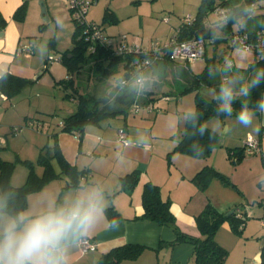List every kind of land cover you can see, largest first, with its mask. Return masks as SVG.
<instances>
[{"label": "crops", "instance_id": "1", "mask_svg": "<svg viewBox=\"0 0 264 264\" xmlns=\"http://www.w3.org/2000/svg\"><path fill=\"white\" fill-rule=\"evenodd\" d=\"M24 1L27 4L25 18L23 21H17L13 18V13ZM38 1L0 0V14L5 20L3 26L0 25V31L3 32L0 36V71L33 78L41 69V64L32 66L29 57L14 55V49L20 43V34H25L27 21L33 19L40 24ZM61 1L63 0H44L48 19L55 18V14L61 10L66 11L63 10L64 7H60L62 6ZM140 23L142 24L143 21ZM247 28L249 29L248 25ZM253 29L255 28L250 30ZM223 36L229 43L226 39L227 34ZM214 56L216 59L219 56L216 49ZM226 62L233 70H239L230 59ZM170 64L184 68L182 63L170 62ZM40 75H43V71L37 76L36 82L40 81ZM238 91L237 89V93ZM0 99L11 100L1 92ZM21 112L22 109L13 103L9 106L0 104V116L4 117L7 113H10L12 117L17 114L20 116ZM237 116H227L221 120V124L227 123V127L219 136V148L215 150L213 156L208 157L207 160L206 158L180 156L179 159L182 160L183 165L179 167L178 176L173 175L172 172L167 174L161 161L157 160V156L154 157V150L157 147L154 140L151 136L141 138L142 134L139 129L129 131L125 128L127 143H122L117 138V129L122 126L117 125L114 129L113 127L104 128L102 123L105 121L87 125L80 137L76 133L57 129V141L62 155L71 165L87 172L86 180L76 186L69 185L71 179L66 175L50 180L40 190L28 195L27 207L19 215L36 216L49 210L69 207L77 199L99 190L102 194V211L88 230L69 242L66 254L67 264H94L102 253L125 243H139L146 248L136 259L124 260L119 264H194L193 245L190 243L182 242L174 246L158 248L160 241H171L175 238V234L166 225L140 217L143 212L142 186L148 180L158 184L162 197L168 196L170 200V208L176 217L177 226L183 232L193 235L200 234L194 215L202 211L207 203H211L223 213L237 207L242 208L239 206L244 205L242 209L248 214L247 218L250 216L259 218L264 215V191H262V184H264V112L261 109L258 113L255 112V119L249 127L241 125L237 121ZM3 121L4 118L0 119L2 122L0 129H4L5 132L8 128L7 123L11 121L5 123ZM213 124L214 127L211 128L217 131L216 123L213 122ZM26 131V135L33 132L32 130ZM249 134L260 138V151L253 154L244 153L245 155L239 161H232L236 155L233 154L230 157L229 150L236 147L242 148ZM9 145L10 140L6 139L5 146ZM34 148L39 149V145H35ZM17 152V155L26 158L25 153L20 155L19 151ZM217 155L220 158L217 162H222L223 166L216 162ZM205 164L216 167L226 174L233 188L223 186L218 180H213L205 190H201L191 181V177ZM54 165L58 170L56 163ZM133 170L139 171L138 183L132 189L120 190V177ZM25 178L26 170L22 167L17 173H12L10 181L12 185L17 186L21 185ZM110 206L120 215V219L114 224L110 223L106 212V208ZM11 217L7 213H0V223ZM82 236L90 237L96 243V248L82 253L78 245V239ZM215 239L228 250L225 264H260L261 250L264 248V227L257 220L246 219L239 235L232 230L228 221H224L217 230Z\"/></svg>", "mask_w": 264, "mask_h": 264}, {"label": "rangeland", "instance_id": "2", "mask_svg": "<svg viewBox=\"0 0 264 264\" xmlns=\"http://www.w3.org/2000/svg\"><path fill=\"white\" fill-rule=\"evenodd\" d=\"M61 2L62 6L60 7H64L63 10L66 11L57 12L55 18L50 17L45 20L40 13V24L29 19L24 29L25 34H20V43L14 49V55L29 57L32 66L41 64V69L36 72L33 78H29L32 81L13 97L15 99H0L1 105L9 106L13 103L22 109L20 116L17 114L12 117L10 113L4 117L0 116V119L4 118L3 123L11 121L7 123L8 128L5 132L4 129H0V137L5 140L4 146L6 139L10 140L9 146L0 148V156L2 159L15 163L14 174L24 167L27 176L28 166L23 162L25 159L34 162L35 170L39 174L41 173L42 168L37 163L40 147L45 143L53 144L54 134L57 129L60 131L63 118L77 109V100L65 97V91L56 84L57 80L66 77V67L57 58L71 47V33L74 26L67 4ZM256 2L259 5L255 10L256 13L264 14V0H256ZM199 4L200 0H96L89 7L85 18L100 24L103 34L111 37L115 43L126 36L128 43L131 44L135 41L143 46L149 45L152 41L164 44L176 32L181 19L187 16L194 17ZM107 10L112 11L113 14L105 17ZM141 21H143L142 24ZM205 22L213 27L218 40L215 42L216 44L206 45L203 58L185 66L191 72H201L207 61L214 56L216 49L219 56L216 59L214 78L221 79L219 84H222V77L227 76L230 71L227 59L235 64L236 69H247L253 62L254 56L252 52L239 45L231 46L225 41L223 36L225 22L215 9L208 11ZM262 22H264V16L254 15L247 21V25L249 29H252L258 27ZM232 28L234 32L237 31V22L232 24ZM107 62V59L99 56L90 58L83 64L81 70L73 75L74 84L79 93L96 98L109 96L111 99L120 94L121 82L124 77L122 75L123 63L114 65L112 71L110 70L112 73L107 74L105 72ZM41 71H43V75H40V81L36 82ZM146 72L148 73H145V76L149 78V82L143 90L135 86L137 77L126 78L128 79L127 86L135 88L134 100L140 101L141 98L153 95V109L139 107L137 112H131L125 118L122 115H117L110 117L102 124H104V128L113 127V129L117 125H126L129 131L141 130V138H150L151 136L157 146L154 150V157L157 156V160L161 161L168 175L172 172L173 175L178 176L179 167L181 164L183 165L182 160L179 159L180 156L189 155L175 151L174 146L184 128L187 113L195 107V92L193 90L180 92L179 90L192 77L185 68H179L170 62H161L157 67L150 71L148 69ZM242 79L244 78L242 77ZM245 82H248V78L243 80V83ZM243 83H238V90ZM201 91L205 96L212 94L209 89L202 88ZM247 97L243 96L242 98ZM221 120L223 118L212 116L206 121L209 127H214L213 122H215L218 129V145L206 157V160L213 156L215 150L219 148V136L227 127V123L221 124ZM9 123L11 125H8ZM1 124L2 122H0ZM13 128L18 129L13 131ZM26 130L33 132L26 135ZM35 145H39V149L34 148ZM17 151L20 155L25 153L26 158L17 155ZM217 159H220L218 155L216 162ZM217 163L222 165V162ZM214 168L225 178L215 177L210 182L218 180L223 186L233 188L229 183L231 182L230 178L218 168ZM226 179L229 181L228 183ZM262 191H264V184H262ZM239 207L244 208V205ZM181 208L184 210L183 204H181ZM262 216L259 218L250 216L247 220H257L264 227L261 222Z\"/></svg>", "mask_w": 264, "mask_h": 264}, {"label": "trees", "instance_id": "3", "mask_svg": "<svg viewBox=\"0 0 264 264\" xmlns=\"http://www.w3.org/2000/svg\"><path fill=\"white\" fill-rule=\"evenodd\" d=\"M246 5H253L255 10L259 6L256 0H200L194 17L190 16V22L188 23L182 22L181 19L176 32L172 36L175 35L177 40H184L192 37L212 38L213 40L211 43L214 44L217 42L218 37L213 27L206 24L205 17L210 9L216 10L217 8H222L225 10V17H219L224 21L227 17L223 32L224 35L227 34L226 39L228 40V36L234 32L232 24L237 22L236 17L242 13V9ZM26 11L27 4L24 1L15 9L13 18L17 21H23ZM112 14V11L107 10L105 17L111 16ZM255 15L264 16V14L257 13ZM4 23L5 20L0 14V25L3 26ZM73 25L71 47L60 56L61 62L66 67V77L57 80L56 84L65 91V97L77 100V109L63 118L60 131L73 132L80 137L84 128L89 124H99L117 115H122L125 118L127 114L131 112L135 113L133 111V105L135 103L138 104L139 107L150 108L149 110L153 109V95L144 96L145 98H141L140 101L134 100L135 88L127 86L128 82H126V80L128 79L126 78L138 75L145 76V73H148L146 72L148 69L150 71L161 62H180L172 61L167 54L157 60H153V57L147 53L128 52L123 55H114L110 49L101 46L99 43L94 44L96 49L92 51L88 48V42L82 35L84 31L83 26L75 22H73ZM262 27H264V22L257 28ZM243 28L250 30L247 28V25L245 27H240L238 25L237 31ZM169 39L167 41H169ZM229 45H231L230 42ZM97 56L108 60L105 68L107 74L110 73L114 65L123 63L122 75H124V77L121 82V92L116 98L111 99L109 96H102L100 98L84 96V94L79 93L76 89L73 75L81 70V67L87 60ZM145 58L150 59L151 64L148 69L143 70L138 68L136 63L142 62ZM215 64L216 58L213 56L207 61L204 68L199 73L189 71V68L184 65L185 70L191 74L190 76L192 78L186 81L187 84L182 86L179 91L185 92L187 90H193L195 92V107L186 115L184 128L176 139L174 150L196 158H206L218 145V133L206 124L208 118L212 116L219 118L229 116L226 111L222 110L223 100L220 98L221 85L231 80L233 82L231 86L237 91L239 81L242 82L246 78H248V81H251L256 70L264 68V61L254 56L253 62L249 64L247 69L233 70L229 65L230 71L228 75L223 76V83L219 84L221 83V79L214 78L216 74ZM242 77L244 79H242ZM31 81L32 80L27 77L6 72V78L0 80V92L8 99L12 98ZM202 88L209 89L212 91V94L205 96L201 91ZM262 95H264V76L260 78L259 84L251 89V94L247 98H242L243 96L237 94L236 98L232 101L233 110L230 116H237L244 104H248L249 108L254 109V111L258 113L260 110L258 101L262 98ZM120 128L126 133L127 139V132L125 130L126 125L118 129ZM2 147L5 146H0V148ZM229 151L230 157L233 154L236 155L232 159L234 162L239 161L245 155L243 147L232 148ZM23 162L28 166V174L21 185L14 186L10 178L15 163L2 159L0 156V213H7L12 217L20 214L26 209L28 195L30 193L40 190L50 180L66 175L71 179L69 185L76 186L81 183L79 178L87 174L86 171L77 169L64 158L58 145L57 132L54 134V142L52 145L45 143L39 149L37 163L42 168L40 174L36 172L34 162L26 159L23 160ZM55 163L58 166V170L55 169ZM215 177L225 178L213 166L205 164L191 177V181L201 190H205L210 181ZM119 181L120 190L132 189L139 181V171L133 170L126 173L120 177ZM226 182L228 183L229 181L226 179ZM141 202L143 212L140 217L150 219L160 225H166L170 227L175 234V238L171 241H160L158 248L163 246H174L182 242L190 243L193 245L192 258L194 264H225L228 250L216 241V232L224 221H228L232 230L239 235L248 217V214L242 208H240L239 216L235 211L226 215L220 212L211 203H207L202 211L194 215V220L200 234L193 235L183 232L177 226L175 216L170 208V200L162 197L161 189L158 184L150 180L143 183ZM106 212L111 224H114L120 219L119 213L112 206L106 208ZM145 248L146 246L139 243L118 245L102 253L94 264H119L124 260H133L136 259ZM260 264H264V248L261 250Z\"/></svg>", "mask_w": 264, "mask_h": 264}, {"label": "clouds", "instance_id": "4", "mask_svg": "<svg viewBox=\"0 0 264 264\" xmlns=\"http://www.w3.org/2000/svg\"><path fill=\"white\" fill-rule=\"evenodd\" d=\"M256 14L253 5H246L242 13L236 17L237 24L245 27L247 21ZM227 22V17L225 18ZM264 76V68L257 69L251 81L240 86L237 93L229 80L221 85L220 98L223 100L222 110L230 116L232 101L237 94L249 96L251 89L259 84ZM6 78V72L0 71V80ZM149 78L140 76L135 86L143 90ZM264 112V97L258 101ZM255 119V111L244 104L240 109L237 121L249 127ZM102 194L99 190L88 193L77 199L69 207L49 210L36 216L14 217L0 223V264H67L66 254L69 242L88 230L102 211Z\"/></svg>", "mask_w": 264, "mask_h": 264}, {"label": "built area", "instance_id": "5", "mask_svg": "<svg viewBox=\"0 0 264 264\" xmlns=\"http://www.w3.org/2000/svg\"><path fill=\"white\" fill-rule=\"evenodd\" d=\"M67 4L70 11L72 21L83 26V37L88 42V48L95 51V43H99L110 49L114 55H123L128 52L131 53H147L153 57V60L161 59L165 54L168 55L169 59L172 61L183 63L188 65L195 60L204 57L206 45L212 42L211 39L203 37H192L184 40H177V38L172 36L169 41L161 44L160 42L152 41L147 46H143L137 41L134 43H128L126 36H123L117 43L113 42L111 37L103 34L101 25L96 24L94 21H88L85 15L89 7L96 2V0H63ZM220 17H225V10L222 8L216 9ZM182 22H190V16L182 19ZM252 30L239 29L238 31L232 32L228 36V40L231 45H239L247 51L253 53V55L264 61V27L256 28L253 32ZM61 61L60 56L57 58ZM152 60V61H153ZM138 68L143 70L148 69L150 66V59H144L142 62L136 63ZM131 77V76H130ZM140 77L138 76H133ZM128 82V80H126ZM125 82V83H126ZM139 108L138 104L133 105V111L137 112ZM150 109V108H149ZM16 130V128H13ZM118 139L127 143L126 133L122 128L117 131ZM5 144L4 138L0 137V146ZM244 153L253 154L260 151V138L252 135H247L244 141ZM80 181L86 180L85 176L79 178ZM234 211L237 215H240V208H235ZM233 211V212H234ZM262 225H264V216L261 218ZM78 245L82 253L94 250L96 248V243L87 236H82L78 239Z\"/></svg>", "mask_w": 264, "mask_h": 264}, {"label": "water", "instance_id": "6", "mask_svg": "<svg viewBox=\"0 0 264 264\" xmlns=\"http://www.w3.org/2000/svg\"><path fill=\"white\" fill-rule=\"evenodd\" d=\"M39 4H40V7H41V16L45 19V20H48V14H47V9H46V6H45V3H44V0H39L38 1ZM3 32L0 31V36H2ZM233 209L227 211L225 214L226 215H229L231 213H233Z\"/></svg>", "mask_w": 264, "mask_h": 264}]
</instances>
